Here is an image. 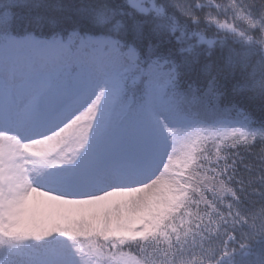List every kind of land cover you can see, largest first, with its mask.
Instances as JSON below:
<instances>
[{"label": "snow or ice", "instance_id": "1", "mask_svg": "<svg viewBox=\"0 0 264 264\" xmlns=\"http://www.w3.org/2000/svg\"><path fill=\"white\" fill-rule=\"evenodd\" d=\"M0 264H264V0H0Z\"/></svg>", "mask_w": 264, "mask_h": 264}]
</instances>
